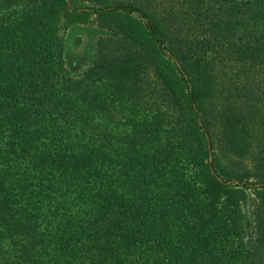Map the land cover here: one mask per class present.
Masks as SVG:
<instances>
[{"label":"trees","instance_id":"1","mask_svg":"<svg viewBox=\"0 0 264 264\" xmlns=\"http://www.w3.org/2000/svg\"><path fill=\"white\" fill-rule=\"evenodd\" d=\"M263 127L264 0H0V264H264Z\"/></svg>","mask_w":264,"mask_h":264},{"label":"rangeland","instance_id":"2","mask_svg":"<svg viewBox=\"0 0 264 264\" xmlns=\"http://www.w3.org/2000/svg\"><path fill=\"white\" fill-rule=\"evenodd\" d=\"M61 34L64 47L63 59L65 61L67 73L71 77L82 75L93 66L101 51V41L107 38L103 37L106 33L100 27L96 24L89 23L69 25ZM107 36L111 37L112 35L108 34ZM146 71L149 77L148 82L151 84L154 80V73L152 69ZM258 134H260V136L264 134V127L261 128ZM248 147L249 153L245 156L246 158L243 160L237 159L234 167L239 171L245 168L247 172L251 173V177L247 178V182H256L259 180L256 174L264 173V160L251 156V146ZM256 152L259 154V149ZM236 187L240 186H233V188ZM258 202L259 200L256 198L255 192L247 189L245 212L247 215V224L252 227L251 229L253 231L254 227L257 225Z\"/></svg>","mask_w":264,"mask_h":264},{"label":"water","instance_id":"3","mask_svg":"<svg viewBox=\"0 0 264 264\" xmlns=\"http://www.w3.org/2000/svg\"><path fill=\"white\" fill-rule=\"evenodd\" d=\"M230 186H231V187H233V186L244 187V183L239 182V181H234Z\"/></svg>","mask_w":264,"mask_h":264}]
</instances>
